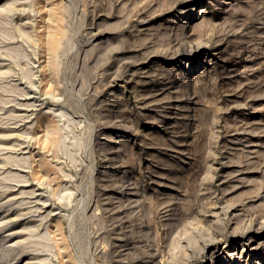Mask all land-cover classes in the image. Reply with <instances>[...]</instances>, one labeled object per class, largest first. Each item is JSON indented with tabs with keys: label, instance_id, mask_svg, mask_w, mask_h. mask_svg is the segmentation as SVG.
<instances>
[{
	"label": "rangeland",
	"instance_id": "obj_1",
	"mask_svg": "<svg viewBox=\"0 0 264 264\" xmlns=\"http://www.w3.org/2000/svg\"><path fill=\"white\" fill-rule=\"evenodd\" d=\"M0 264H264V0H0Z\"/></svg>",
	"mask_w": 264,
	"mask_h": 264
},
{
	"label": "bare ground",
	"instance_id": "obj_2",
	"mask_svg": "<svg viewBox=\"0 0 264 264\" xmlns=\"http://www.w3.org/2000/svg\"><path fill=\"white\" fill-rule=\"evenodd\" d=\"M50 44H51L52 49L55 50V49H56V48H55V47H56V38H55V37H53V38L51 39ZM60 113H61V112H60ZM58 114H59V113H58ZM212 215H213V214H212ZM209 229H210V228H209ZM209 229H207V230H208V232H209V234H210L211 232L209 231ZM211 230H212V229H211ZM204 234H205V235H209V234H207V232H206V233L204 232ZM205 235H204V237H205ZM208 237H209V236H208ZM210 237H211V235H210ZM211 240H212V239H211ZM222 240H223V238H222ZM222 240H221V241H222ZM214 241H215V240H214ZM217 241H218V240H217ZM208 242H211V241L209 240ZM212 242H213V241H212ZM114 245H115V244H114ZM205 245H209V243H205ZM120 246H121V244H120ZM120 246H119V247H120ZM224 246H225V245H224ZM122 248H123V247H122ZM122 248H121V249H122ZM225 248H226V247H225ZM123 249H124V248H123ZM115 250H116V249H115ZM117 250H118V249H117ZM119 252H121V251H119ZM119 252H118V253H119ZM116 253H117V251H116L114 254H116ZM121 255H123V254H121ZM116 256H117V255H116ZM118 256H119V255H118ZM118 256H117V257H118ZM119 257H120V256H119Z\"/></svg>",
	"mask_w": 264,
	"mask_h": 264
}]
</instances>
